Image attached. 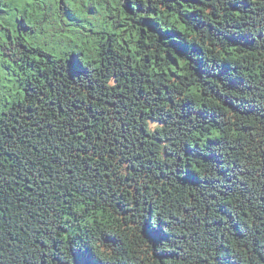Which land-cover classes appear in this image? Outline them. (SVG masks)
<instances>
[{
  "label": "trees",
  "instance_id": "trees-1",
  "mask_svg": "<svg viewBox=\"0 0 264 264\" xmlns=\"http://www.w3.org/2000/svg\"><path fill=\"white\" fill-rule=\"evenodd\" d=\"M0 264H264V0H0Z\"/></svg>",
  "mask_w": 264,
  "mask_h": 264
},
{
  "label": "flooded vegetation",
  "instance_id": "flooded-vegetation-1",
  "mask_svg": "<svg viewBox=\"0 0 264 264\" xmlns=\"http://www.w3.org/2000/svg\"><path fill=\"white\" fill-rule=\"evenodd\" d=\"M108 57H110V55H108Z\"/></svg>",
  "mask_w": 264,
  "mask_h": 264
},
{
  "label": "snow or ice",
  "instance_id": "snow-or-ice-1",
  "mask_svg": "<svg viewBox=\"0 0 264 264\" xmlns=\"http://www.w3.org/2000/svg\"><path fill=\"white\" fill-rule=\"evenodd\" d=\"M61 2H63V0H61Z\"/></svg>",
  "mask_w": 264,
  "mask_h": 264
}]
</instances>
